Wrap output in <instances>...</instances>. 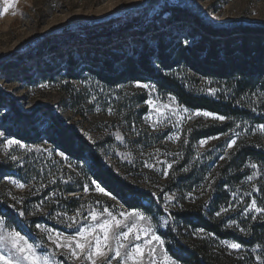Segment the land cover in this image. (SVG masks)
<instances>
[{
	"label": "rangeland",
	"instance_id": "obj_1",
	"mask_svg": "<svg viewBox=\"0 0 264 264\" xmlns=\"http://www.w3.org/2000/svg\"><path fill=\"white\" fill-rule=\"evenodd\" d=\"M167 1L201 14L220 28L264 26V0ZM160 2L0 0V62L10 61L14 53L64 28L144 8L153 9L152 17L161 9ZM3 76L0 89L16 99L23 111L49 107L100 143L109 165L122 171L120 163L132 170L133 180L161 201L165 215L128 210L87 180L86 194L64 196L80 203H60L56 200L60 187L80 185L81 171L46 143L28 145L0 131V165L7 168L0 181L3 203L29 223L37 218L51 223L35 224L37 234L32 236L17 220L0 215V264H180L160 235L173 212L217 201L215 219L224 230L246 238L251 226L264 221V164L245 159L240 165L239 160L246 148H264V126L188 109L150 82L110 88L91 76L73 81L57 77L29 87L9 83ZM198 85L203 93L218 92L207 79ZM54 179L60 180L55 187ZM191 234V242L204 243L226 264H264L262 243L248 247L202 230Z\"/></svg>",
	"mask_w": 264,
	"mask_h": 264
},
{
	"label": "trees",
	"instance_id": "obj_2",
	"mask_svg": "<svg viewBox=\"0 0 264 264\" xmlns=\"http://www.w3.org/2000/svg\"><path fill=\"white\" fill-rule=\"evenodd\" d=\"M154 1H161L162 7L152 17L153 9L144 8L44 36L14 53L10 61L0 62V76L3 74L9 83L29 87L57 77L73 81L91 76L110 88L150 82L160 92L175 96L188 109L264 126V26L220 28L184 6L167 0ZM184 38L192 43H186ZM202 79L216 84L218 92L215 95L201 92L198 84ZM0 131L28 145L46 143L66 157L74 170L81 171L84 180L80 185L60 187L56 199L60 203L70 206L80 203V199L64 196L86 194L87 181H92L128 210L165 215L161 201L133 180L132 170L120 163L117 164L122 171L115 170L100 143L88 139L51 108L23 111L16 99L0 89ZM245 159L264 164V148L244 149L239 155L240 165ZM6 176L7 168L0 165V181ZM54 180L55 187L60 180ZM30 184L36 185L33 181ZM217 204L214 201L191 211L173 212L160 235L175 261L226 264L204 243L191 242V231L202 230L248 247L264 244V221L251 226L248 237H243L224 230L215 219ZM0 215L17 220L32 236L37 234L35 224H51L48 218L25 221L19 213L7 208L1 197Z\"/></svg>",
	"mask_w": 264,
	"mask_h": 264
}]
</instances>
